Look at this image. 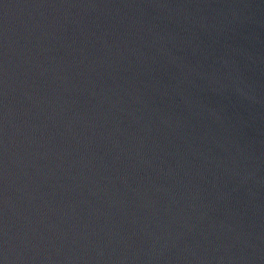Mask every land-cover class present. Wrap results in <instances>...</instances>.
Wrapping results in <instances>:
<instances>
[{"label": "water", "instance_id": "water-1", "mask_svg": "<svg viewBox=\"0 0 264 264\" xmlns=\"http://www.w3.org/2000/svg\"><path fill=\"white\" fill-rule=\"evenodd\" d=\"M0 264H264V0H0Z\"/></svg>", "mask_w": 264, "mask_h": 264}]
</instances>
